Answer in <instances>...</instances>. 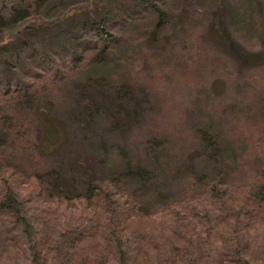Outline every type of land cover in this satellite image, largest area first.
Instances as JSON below:
<instances>
[{
	"label": "trees",
	"instance_id": "16d2710c",
	"mask_svg": "<svg viewBox=\"0 0 264 264\" xmlns=\"http://www.w3.org/2000/svg\"><path fill=\"white\" fill-rule=\"evenodd\" d=\"M54 1L0 0V218L8 217L19 224L27 241L29 264H138L143 260L152 264L153 254L159 260L155 264H165L169 260L162 256L165 249L161 246L165 244L180 249L181 264H197L200 247L211 246L215 252L206 259L216 260V264H259L247 257L251 242L248 232L264 229V161L253 164L238 180L223 184L209 176L189 173L179 192L154 211L141 209L126 175L103 177L73 197L47 189L36 158L65 131L64 122L51 114L53 107L75 92L94 111L103 109L106 103L124 108L129 118L135 117L129 108L134 91L130 79L139 72L129 69L136 62L126 55L122 58L117 47L132 24L134 12L125 16L116 11V16H108L99 14L102 9L98 7L90 9L74 3L60 17L51 18ZM256 1L264 0L251 1L250 10L257 6ZM138 2V14L150 21L146 34L157 49L147 52L146 59L171 64L172 49L188 46L175 34L184 26L174 25L168 0ZM198 2L182 0L180 15L187 16L186 24L194 17L191 7L197 15L209 19V39L223 44L232 62L254 64L260 55L241 51L232 38L226 8L219 5L210 12ZM236 11L232 14L237 19H233L236 29L244 35L262 33L259 21L251 15L248 18V13L242 15V10ZM78 17L79 27L69 29L70 42L48 49L35 45L36 31L59 22L68 25ZM114 58L117 67L109 68ZM227 64L224 67L230 66ZM261 131L258 141L264 151V127ZM226 134L211 129L199 133L214 147L222 144ZM134 172L143 177L148 170ZM128 173L132 172L128 169ZM29 201L69 202L75 207L80 204V215L62 229L48 227L44 231L50 211L41 208L46 221L41 222L28 214V208H34L27 204ZM58 211L54 208L51 212L55 215ZM39 232H44L42 240L37 238ZM5 246H0L1 253Z\"/></svg>",
	"mask_w": 264,
	"mask_h": 264
},
{
	"label": "rangeland",
	"instance_id": "374dc122",
	"mask_svg": "<svg viewBox=\"0 0 264 264\" xmlns=\"http://www.w3.org/2000/svg\"><path fill=\"white\" fill-rule=\"evenodd\" d=\"M251 1L254 0H199L198 4L210 12L219 5L226 8L232 38L241 51L260 55L254 64L232 62L226 47L209 39V19L197 15L190 7L194 17L186 24L187 16L180 15L182 0H168L174 25L184 26V30L176 31V38L180 43L187 41L188 46L172 49L173 61L164 65L159 60L146 59L147 52L157 49L146 34L149 18L138 14V0H55L51 18L60 17L74 3L88 5L90 9L98 7L102 9L99 14L108 16H116V11L124 15L134 12L132 24L123 32L117 47L122 58L126 55L136 62L129 69L139 72L130 79L134 91L129 108L135 117L129 118L124 108L106 103L103 109L94 111L75 92L62 97L53 107L51 114L64 122L65 131L61 139L49 143L46 151L36 158L47 189L73 197L103 177L126 175L141 209L154 211L179 192L189 173L209 176L210 180L223 184L238 180L253 164L263 162L264 151L258 136L264 127V1H256L257 6L250 10ZM234 9L259 21L262 33L244 35L236 29ZM80 21L78 17L69 20L68 25L59 22L43 28L35 32L33 41L43 49L59 48L71 41L69 29H77ZM115 59L109 62V68L117 67ZM225 62L230 66L224 67ZM205 129L215 133L225 131L226 138L217 147L209 146L199 135ZM139 168H147L145 176L135 175L134 170ZM27 204L35 208L29 207L28 214L41 222H46L41 208L50 211L44 231L48 227L62 229L80 215V204L76 207L69 202ZM54 208H59L55 215L51 212ZM248 233L251 242L247 257L264 264V229L253 228ZM38 234L37 238L42 240L44 232ZM1 245L6 246L0 252V264H29L27 241L19 224L8 217L0 218ZM203 248L200 247L197 264H216V260L206 259L215 249ZM161 250L162 256L169 259L165 264H181L179 248L165 244ZM154 255L150 256L152 264L159 261ZM173 259L177 261L173 263ZM148 263L143 260L138 264Z\"/></svg>",
	"mask_w": 264,
	"mask_h": 264
}]
</instances>
